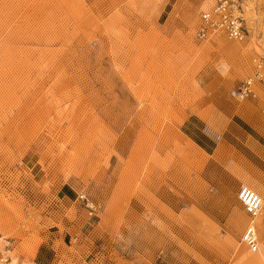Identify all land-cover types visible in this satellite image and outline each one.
Returning a JSON list of instances; mask_svg holds the SVG:
<instances>
[{"label": "rangeland", "instance_id": "rangeland-1", "mask_svg": "<svg viewBox=\"0 0 264 264\" xmlns=\"http://www.w3.org/2000/svg\"><path fill=\"white\" fill-rule=\"evenodd\" d=\"M0 0V234L29 264H264V0ZM261 63L255 97L235 94Z\"/></svg>", "mask_w": 264, "mask_h": 264}, {"label": "built area", "instance_id": "built-area-1", "mask_svg": "<svg viewBox=\"0 0 264 264\" xmlns=\"http://www.w3.org/2000/svg\"><path fill=\"white\" fill-rule=\"evenodd\" d=\"M243 0H219L215 12H203L200 15V25L197 28L199 39L209 37L210 33L216 31L219 27L223 29L231 39H243L248 30L244 25V19L241 17L243 12ZM256 77H263L261 65L257 66ZM240 98L255 97V89L253 88V80H245L241 87L235 90ZM239 199L243 204L247 213L251 216H256L264 211V197L256 190L241 185L239 190ZM0 234V264H26L19 259L13 260L11 252V241L8 238L1 239ZM242 240L248 245L252 252H257L260 249V240L257 230L251 224L245 228L242 235Z\"/></svg>", "mask_w": 264, "mask_h": 264}, {"label": "bare ground", "instance_id": "bare-ground-1", "mask_svg": "<svg viewBox=\"0 0 264 264\" xmlns=\"http://www.w3.org/2000/svg\"><path fill=\"white\" fill-rule=\"evenodd\" d=\"M218 1L219 0H217L216 1V3L213 5V7H211L210 8V10H206V11H203V12H215V10H216V8H217V4H218ZM243 5V12H242V14H241V17L244 19V25L246 26V29L248 30V33H249V28H248V25H247V22H246V18L244 17V4H242ZM202 12V13H203ZM221 27H219L216 31H214V32H212V33H210V31H209V37L208 38H205V39H202V40H208V39H211L212 37H214V36H216L217 34H220V33H224L226 36H228V34L223 30V29H220ZM229 37V36H228ZM247 37V35L243 38V39H245ZM230 38V37H229ZM231 39V38H230ZM243 39H234V40H243ZM258 65H261V67H262V64L261 63H258L257 64V66ZM257 70V69H256ZM256 73V72H255ZM249 79H252L253 80V82H254V79H258L257 77H256V74H254V76L253 77H250V78H248V79H246V80H249ZM244 186H247V185H245L244 184ZM249 187V186H248ZM261 195V194H260ZM262 196V195H261ZM238 197H239V194H238ZM262 197H264V196H262ZM240 200V199H239ZM248 214V216L250 217V220H249V223L248 224H251L252 226H254V228L257 230V233H258V236H259V240H260V249H259V251H257V252H252V253H259L260 252V250H261V246H262V243H261V241H262V237L264 236V211H262L261 213H259L258 215H256V216H251L249 213H247ZM248 224L246 225V227L248 226ZM245 227V228H246ZM244 231H245V229H244ZM243 231V232H244ZM242 235H243V233H242ZM242 235H241V242L244 244V245H246L247 247H248V245L242 240ZM1 239L2 240H4L6 237H4V236H2L1 235ZM249 248V247H248ZM249 250H250V248H249ZM251 251V250H250ZM10 254L13 256V260L15 261L16 259H18V258H16L14 255H13V248H12V246H11V252H10ZM249 258L250 259H252L253 260V262L254 263H256V264H262L261 263V260H260V258L259 257H257V256H249ZM23 262V261H22ZM25 263V262H24ZM26 264H29V263H26Z\"/></svg>", "mask_w": 264, "mask_h": 264}]
</instances>
